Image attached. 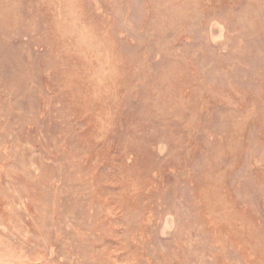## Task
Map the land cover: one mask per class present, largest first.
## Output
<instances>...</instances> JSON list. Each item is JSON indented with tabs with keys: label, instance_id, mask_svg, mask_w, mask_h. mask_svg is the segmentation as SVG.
<instances>
[{
	"label": "rangeland",
	"instance_id": "374dc122",
	"mask_svg": "<svg viewBox=\"0 0 264 264\" xmlns=\"http://www.w3.org/2000/svg\"><path fill=\"white\" fill-rule=\"evenodd\" d=\"M0 264H264V0H0Z\"/></svg>",
	"mask_w": 264,
	"mask_h": 264
}]
</instances>
